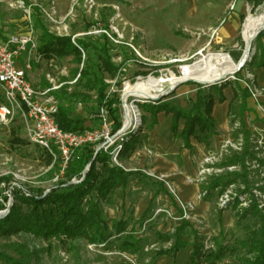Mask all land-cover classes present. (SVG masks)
Listing matches in <instances>:
<instances>
[{
	"label": "rangeland",
	"instance_id": "374dc122",
	"mask_svg": "<svg viewBox=\"0 0 264 264\" xmlns=\"http://www.w3.org/2000/svg\"><path fill=\"white\" fill-rule=\"evenodd\" d=\"M239 1L0 0V35L2 38L7 39L10 36H22L31 32L37 40L40 34L37 25H40L55 36H71L77 40H89L95 44L97 41L103 42L102 38L98 34L88 35V33L102 29L114 22V25L123 33L124 37H127L131 31L136 34L135 42L141 46L146 56H165L169 59L182 55H192L205 47L209 40V29L218 25L222 19L227 20L232 6ZM251 1L253 7L245 5L241 8L242 15L235 34L224 39L220 38L218 33L209 45V48L214 51L228 53L235 64L244 51V42L241 35L244 20L248 15L256 14L264 6V0ZM259 44L260 41L251 45L253 53L255 47H258ZM29 59L31 62V57L24 54L17 59V62L20 66H23ZM31 64L33 78L29 79L27 76V79L34 87L41 89L47 86L44 78L46 73L52 72L57 75L60 81L65 82L72 80L75 77L73 71L81 67L77 66L71 57L60 60H43L41 64H35L32 61ZM248 64L245 69L252 72ZM167 67L171 68L172 66ZM132 71L133 69L128 73L130 74ZM235 85L236 83L231 81L222 93L232 97ZM64 87H66L65 92L67 94L84 93L81 83L65 84L62 89ZM198 90L199 88L195 85L183 84L168 98L166 97L163 102L171 103L178 109L189 111ZM200 90L209 93L214 99L212 116L214 115L216 120V135L211 139V143L215 141V145L204 151H216L215 153L218 155V149L220 148L218 144L227 139L235 140V129L234 126H230L231 119L228 115L224 119L225 125H221L219 119L222 106L218 107L215 91L208 88ZM87 94L90 97L88 100L83 101L73 98L72 107L73 114L84 119L87 126H91L95 122L92 121L94 114L91 112L95 96L92 92H87ZM2 95L3 91L0 88V104L4 103ZM249 102L253 107L254 102L252 100ZM245 112L249 113L248 116L245 115ZM245 112L243 122L245 129L250 133L249 137H251V134L256 135L258 138L259 136L264 137L263 120L258 117L254 110ZM160 114L170 117V115L164 113L158 115ZM142 116L145 117L146 121L141 122V134L150 132L146 129L150 122V115L142 113ZM168 122L169 120L166 118L161 119L159 123L161 133L169 132ZM182 125L183 121H180L179 131ZM177 145H181V142ZM260 153H264V148L260 149ZM261 155H259V158L262 157ZM136 160L118 162L122 168H125L129 166V161L131 167L137 170L138 177L129 182L126 188L127 191L124 190L123 193L120 190L116 191L112 205L103 207V216L109 222V225L114 220H125L131 217L132 220L128 230H132L137 238H143L147 241L141 253L131 255L119 252L116 249L117 243L113 240L105 247L104 245L88 244L84 240L72 243L67 240L61 242V240H65L64 237H60L59 240H44L29 235L13 236L9 241L0 238V248L9 243L21 245L22 250L28 255L29 264H190L192 238L186 236L184 239L189 240L190 245L177 252L174 259L163 256L152 261L153 253L161 249H168L172 243V241L166 243L156 242V233L173 234L176 228L184 223L198 237L202 238L204 249H214L216 240H223L225 244H228L232 243L234 238L241 236L239 229L235 227L234 215L242 211L243 208L234 203L221 209V199L219 196L214 195L217 192L216 190L211 192L213 193L211 194L213 200L206 201L208 190H201L200 186L206 184L207 179L204 182L195 184L197 191H195L194 199L188 201L182 198L175 189L174 181L171 182V189L173 193H176V196L163 182L155 180L154 176H160L157 172L154 173L145 163L139 165ZM53 164L54 162L48 164L46 152L43 149L30 142L27 126L22 119L14 116L9 123L0 124V179L5 180L0 183V213L6 211L4 212L5 216L9 213V208L14 203L11 194L13 190H19L22 194L26 192L31 195L42 194V196H45L53 186L62 181L63 172L61 173L59 166V170L57 167L53 168ZM88 164L85 165L84 170ZM192 167L194 173L190 178L195 181L198 167L197 165L195 169L194 165ZM246 167L244 166L245 179L249 181V187L243 186L250 190L253 181H260L262 178L259 175L260 168L255 167V169L249 171ZM140 170H144V173ZM236 171L240 172V168H237ZM136 180L139 183L135 182ZM138 184L141 186V190L136 191L135 188ZM227 191V193L230 192V195H235L231 188H228ZM153 192L156 194L151 195ZM235 192L238 194L237 188ZM202 193H205V195ZM202 202L206 203L203 207H201ZM179 203L187 208L185 219H179L183 212V209L179 208ZM146 206L149 209L143 210V207ZM145 212L146 218L141 222L139 219ZM219 212L221 213L219 214ZM6 253L17 257L16 253L11 250H6ZM216 264H229V261L223 260L216 262Z\"/></svg>",
	"mask_w": 264,
	"mask_h": 264
},
{
	"label": "trees",
	"instance_id": "16d2710c",
	"mask_svg": "<svg viewBox=\"0 0 264 264\" xmlns=\"http://www.w3.org/2000/svg\"><path fill=\"white\" fill-rule=\"evenodd\" d=\"M39 36L37 38V51L45 60L71 57L72 61L81 68L73 71L74 76L79 75L76 84L81 83L84 93L67 94L66 87L52 95L58 101V112L55 121L63 131H81L94 128L96 119H92L93 125L87 126L86 121L73 114L72 101L74 99L88 100L87 92L95 96L91 112L95 114L97 106L104 98L107 86L103 79L105 76L113 77L116 67L110 61V46L101 37L103 42L91 43L89 40H75L77 46L71 41V36H55L50 34L44 27L37 25ZM1 33V32H0ZM264 36V31L259 33L255 42ZM0 40L5 41L0 35ZM82 50V52H81ZM84 55V58H82ZM250 68H261L264 66V48L255 47ZM230 85L229 82L219 87L212 86L217 94L216 101L222 104L226 101L222 91ZM249 95L246 90L235 85L232 98L228 103L227 115L231 119L230 126L238 124L234 136L242 135L243 145L240 151H230L229 156L223 159L222 166H236L240 172H226L221 176H210L207 183L200 186L206 189L207 200L212 201L211 192L218 196L222 190L230 184H244L249 187V181L245 179V160H253V145H250L249 132L245 129L243 114L248 109ZM115 102L112 99L107 106L111 120V132L115 133L119 127V112L117 108L111 107ZM214 99L209 93L200 89L195 94V100L189 111L176 108L171 103L162 101L156 104L139 105L142 113L150 115V122L146 129L151 130L156 124L159 113L170 115L169 131L172 136L179 140L182 147L190 153L195 149L192 142L202 144L204 149L211 147V139L216 135V120L212 116ZM142 116V122H145ZM183 121L179 131V122ZM147 135L136 133L130 136L122 145L116 160L120 163L127 161L134 151L146 145ZM19 142V141H16ZM48 164L52 162L50 155L46 153ZM90 162L89 170L83 180L79 183H71L73 179L80 180L82 172L87 163ZM59 161L54 162L53 168L59 170ZM99 166V169L96 168ZM137 171H125L121 166L111 163L108 153L102 150L95 154V147L84 145L75 149L71 159L62 173V181H59L45 195L25 196L19 190H13L14 203L9 208V213L0 219V238L6 241L13 236L29 235L37 239H60L64 237L68 242L84 240L88 244L104 245L110 241H116V249L119 252L137 255L142 252L147 244L146 239L137 238L132 230H128L131 217L123 220H114L110 223L103 216V207L112 205L113 197L117 190L124 191L129 182L136 179ZM4 182L5 180L1 181ZM260 181H256L259 183ZM264 194V182L256 187ZM156 194V193H155ZM251 202L246 209L234 215L235 227L239 229L241 236L233 239L232 243L225 244L223 240L215 241L214 249H204L203 240L187 224L182 223L173 234L156 233V242L166 243L172 241L168 249H161L152 255L155 258L167 256L174 259L177 252L189 246L192 238V251L189 256L190 264H216L228 260L229 264H264V198H250ZM257 200L263 207L258 208ZM149 207L147 208V210ZM147 212V211H146ZM146 212L139 219L141 222L146 218ZM221 212H219L220 214ZM218 214V215H219ZM233 238V237H232ZM11 250L16 256L6 253ZM28 255L22 250L21 245L9 243L0 248V264H29Z\"/></svg>",
	"mask_w": 264,
	"mask_h": 264
},
{
	"label": "built area",
	"instance_id": "2783aa9c",
	"mask_svg": "<svg viewBox=\"0 0 264 264\" xmlns=\"http://www.w3.org/2000/svg\"><path fill=\"white\" fill-rule=\"evenodd\" d=\"M225 20L222 19L218 25L209 29V40L205 47L192 55H182L169 59L165 56H146L141 46L135 42L136 34L131 31L127 37H124L114 22L102 29L89 32L88 35L98 34L99 37H104L108 42L110 61L117 69L113 77L105 76L103 79L107 89L103 100L93 115V119H96V127L81 131H63L58 127L55 121L58 101L52 95L65 84L74 85L79 75L77 74L72 80L64 82L60 81L56 74L49 72L44 75L47 86L43 89L36 88L27 79L26 72L32 70V61L35 64H41L45 59L37 51V40L32 33L10 36L5 41L0 40V88L3 91L4 101L3 104H0V124L9 123L14 116L22 119L27 126L30 142L50 155L52 162L59 161L62 173L71 159L72 152L84 145L95 147V154L100 150L108 153L111 163L120 166L116 157L121 145L130 136L138 133L141 128L142 111L139 105L163 102L166 97L168 98L183 84L189 83L199 89H204L212 86L219 87L224 83L234 81L240 88L247 91L249 99L254 102L253 110L264 122V105L259 102L264 89L257 86L254 73L245 69L252 55L241 67L234 68L238 62L235 64L228 53L209 48ZM75 40V37H71L72 43L77 46ZM24 54L31 57L32 61L30 62L29 59L23 66L18 67L17 59ZM132 69V73L129 74L128 72ZM139 86H143V90L134 91L127 96L124 95L126 91ZM112 99H115V102L111 104V107L118 109L120 122V127L115 133L111 132V120L107 110ZM248 114L245 112L246 116ZM233 126L237 130L238 124L235 123ZM249 141L250 145L254 147L255 157L253 160H245L244 165L249 171L255 167L260 168L259 175L262 179L259 183L253 181L250 190L244 188L245 185L240 183L226 186L218 195L221 199V209L234 203L238 207L246 209L252 196L255 199L264 198V194L256 188L264 182V153H260V149L264 148V137L259 136L258 138L251 134ZM218 145H220L218 155L215 153L216 151H207L196 162L197 177L195 181H191L192 183L204 182L210 176L219 177L226 172H237L238 167L222 166V162L226 156H229L230 151L241 150L242 135L235 137V140L222 141ZM259 155L262 157L259 158ZM89 166L90 164L86 166L87 171ZM96 168L99 169V166L96 165ZM154 178L163 182L176 196V193H173L171 189V182L166 181L163 176H154ZM81 181L82 178L80 180L73 179L69 184ZM228 188H231L235 195H230V192L227 193ZM236 188L238 194L235 192ZM202 194L205 195V193ZM24 195L30 196L26 192ZM257 203L258 208L261 209L263 204L260 200H257ZM179 208L183 209L179 219H185L187 208L182 203H179ZM4 212L6 211L2 213ZM157 212L162 213L164 211Z\"/></svg>",
	"mask_w": 264,
	"mask_h": 264
},
{
	"label": "crops",
	"instance_id": "0c3cea01",
	"mask_svg": "<svg viewBox=\"0 0 264 264\" xmlns=\"http://www.w3.org/2000/svg\"><path fill=\"white\" fill-rule=\"evenodd\" d=\"M235 4L232 6L231 11L229 12L228 15L229 17L219 29L218 36L220 38H224V39L230 38L238 30L239 22L242 15L241 8L243 6L245 7V5L247 6L251 5L253 7V2L251 0H240ZM259 41L260 44L258 45V47L264 48V37H262ZM17 65L18 67H20L19 63ZM251 71L255 75L257 86L259 88L264 89V66L261 68H251ZM26 75L28 76L29 79L33 78L32 71H27ZM224 96L226 98V101L222 104H218V107L222 106V113L219 119L222 126L225 125L224 119L227 115L228 103L232 98L231 95L228 96L224 94ZM249 101L250 100L248 99V109L253 110L254 105L252 107L251 102ZM259 102L264 105V92L263 95L260 97ZM165 118L169 120L168 125H170V117L168 116L165 117L163 114L158 115L157 124L150 130V132L145 133L147 135L146 145L134 151L133 154L130 156V159L128 160L132 161L133 159H137L136 161H138L139 165L145 163L148 166V168L152 169L154 173L157 172L158 175L163 176L164 179H166L169 182L174 181L173 185L175 189L179 192V194L182 196V198L188 201H192L196 194L195 191H197V188H195L196 187L195 184L190 182L192 181V178L190 177H192L194 173L192 165H194V169H195L196 162L205 152L204 151L205 149L202 144L192 142V146L194 147L195 151L194 153H190L188 150L182 147V144L177 145L180 144V142L179 140L175 139L172 136L170 131L169 132L165 131V133H161L159 131V123L161 119H165ZM167 127L169 130V126ZM213 145H215V141H212L211 146ZM129 161H128L129 166H126L123 169L125 171H137L136 169L131 167V163H129ZM140 172L144 173V170H140ZM152 181L155 182L154 180ZM135 182L139 183L137 180ZM135 190L136 191L141 190V186L138 184ZM120 191L122 192V190ZM153 194H155V192L151 193V195ZM204 204L206 203L202 202L201 207H203ZM146 208L147 206L143 207V210Z\"/></svg>",
	"mask_w": 264,
	"mask_h": 264
},
{
	"label": "bare ground",
	"instance_id": "6f19581e",
	"mask_svg": "<svg viewBox=\"0 0 264 264\" xmlns=\"http://www.w3.org/2000/svg\"><path fill=\"white\" fill-rule=\"evenodd\" d=\"M242 27L243 28H242L241 35H242V40L244 42L243 50L245 51V49L250 45L256 33L264 27V6L256 14L248 15L245 18ZM235 67H238V64H236L234 68ZM201 80H205V79H201ZM137 90H140V91L143 90V86H139L129 91H126L124 95L127 96ZM137 94H140V93H137Z\"/></svg>",
	"mask_w": 264,
	"mask_h": 264
},
{
	"label": "water",
	"instance_id": "95a60500",
	"mask_svg": "<svg viewBox=\"0 0 264 264\" xmlns=\"http://www.w3.org/2000/svg\"><path fill=\"white\" fill-rule=\"evenodd\" d=\"M262 31H264V27L256 33V35L252 39L250 45L245 49V51H243V54L238 61V67H241L243 64H245L248 61V58L253 54V51H251V45L255 42L257 35L259 33H261ZM89 164H90V162H89ZM86 172H87V170L85 169L83 172V178H84ZM83 178H82V180H83ZM4 216H5L4 213H0V219L3 218Z\"/></svg>",
	"mask_w": 264,
	"mask_h": 264
}]
</instances>
